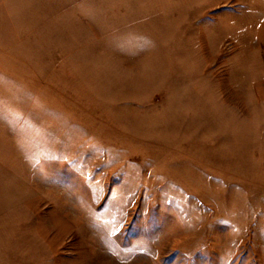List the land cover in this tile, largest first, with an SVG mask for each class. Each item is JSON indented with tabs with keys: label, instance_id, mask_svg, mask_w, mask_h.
I'll list each match as a JSON object with an SVG mask.
<instances>
[{
	"label": "rangeland",
	"instance_id": "obj_1",
	"mask_svg": "<svg viewBox=\"0 0 264 264\" xmlns=\"http://www.w3.org/2000/svg\"><path fill=\"white\" fill-rule=\"evenodd\" d=\"M0 264H264V0H0Z\"/></svg>",
	"mask_w": 264,
	"mask_h": 264
}]
</instances>
